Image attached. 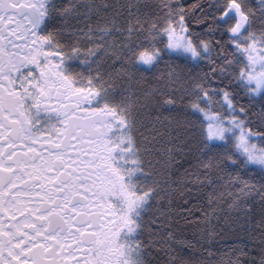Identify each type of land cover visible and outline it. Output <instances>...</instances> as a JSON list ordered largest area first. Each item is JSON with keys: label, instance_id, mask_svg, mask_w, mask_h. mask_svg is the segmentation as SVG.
<instances>
[{"label": "snow or ice", "instance_id": "6c2138e0", "mask_svg": "<svg viewBox=\"0 0 264 264\" xmlns=\"http://www.w3.org/2000/svg\"><path fill=\"white\" fill-rule=\"evenodd\" d=\"M0 264H264V0H0Z\"/></svg>", "mask_w": 264, "mask_h": 264}, {"label": "trees", "instance_id": "16d2710c", "mask_svg": "<svg viewBox=\"0 0 264 264\" xmlns=\"http://www.w3.org/2000/svg\"><path fill=\"white\" fill-rule=\"evenodd\" d=\"M235 235H237V236H243V233H236Z\"/></svg>", "mask_w": 264, "mask_h": 264}]
</instances>
